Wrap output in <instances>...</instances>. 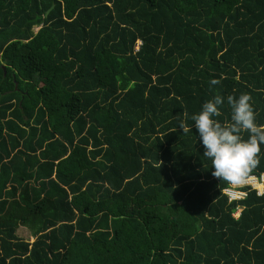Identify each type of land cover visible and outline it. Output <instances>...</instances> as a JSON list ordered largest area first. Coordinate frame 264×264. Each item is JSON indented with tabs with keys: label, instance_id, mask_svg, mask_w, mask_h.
I'll list each match as a JSON object with an SVG mask.
<instances>
[{
	"label": "trees",
	"instance_id": "obj_1",
	"mask_svg": "<svg viewBox=\"0 0 264 264\" xmlns=\"http://www.w3.org/2000/svg\"><path fill=\"white\" fill-rule=\"evenodd\" d=\"M242 93L264 125V0H0V264H264L191 119Z\"/></svg>",
	"mask_w": 264,
	"mask_h": 264
},
{
	"label": "clouds",
	"instance_id": "obj_2",
	"mask_svg": "<svg viewBox=\"0 0 264 264\" xmlns=\"http://www.w3.org/2000/svg\"><path fill=\"white\" fill-rule=\"evenodd\" d=\"M219 83L220 80L217 79L210 81L211 85ZM223 103V97L216 95L214 99L205 102L202 110L191 116V119L205 149L203 156L212 162V175L230 186H239L248 182L260 163L264 125L256 122V112L249 94L242 93L238 98L234 95L227 96L231 118L230 122L224 124L215 119L221 115L220 106ZM179 128L185 134L191 131L184 121H181ZM245 132L249 134L247 140L242 136ZM239 211L237 210L238 215Z\"/></svg>",
	"mask_w": 264,
	"mask_h": 264
},
{
	"label": "built area",
	"instance_id": "obj_3",
	"mask_svg": "<svg viewBox=\"0 0 264 264\" xmlns=\"http://www.w3.org/2000/svg\"><path fill=\"white\" fill-rule=\"evenodd\" d=\"M263 182L264 175H260L259 177L251 176L246 184L243 185H231L223 190V193L228 197L229 201H237L242 200L246 197V193L241 190H238L239 187L249 186L251 189L255 190L257 196H261L263 193Z\"/></svg>",
	"mask_w": 264,
	"mask_h": 264
},
{
	"label": "rangeland",
	"instance_id": "obj_4",
	"mask_svg": "<svg viewBox=\"0 0 264 264\" xmlns=\"http://www.w3.org/2000/svg\"><path fill=\"white\" fill-rule=\"evenodd\" d=\"M37 30V29H36ZM36 30H35V32H36ZM234 216H238V213L236 212V214L234 215ZM18 233L20 234V235H22V236H24L25 238H28V235L27 234H25V233H23V232H21V231H18ZM31 239V238H30ZM29 238H28V240H30Z\"/></svg>",
	"mask_w": 264,
	"mask_h": 264
},
{
	"label": "water",
	"instance_id": "obj_5",
	"mask_svg": "<svg viewBox=\"0 0 264 264\" xmlns=\"http://www.w3.org/2000/svg\"><path fill=\"white\" fill-rule=\"evenodd\" d=\"M53 8V6L50 8V9H48L47 11H46V13H45V17L50 13V11H51V9ZM35 30L36 29H33V31L35 32ZM37 31V30H36Z\"/></svg>",
	"mask_w": 264,
	"mask_h": 264
}]
</instances>
